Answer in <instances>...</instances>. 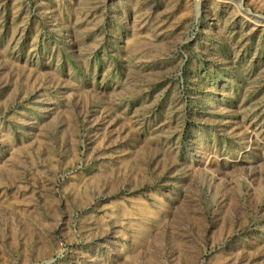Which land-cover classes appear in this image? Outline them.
Instances as JSON below:
<instances>
[{
    "label": "rangeland",
    "instance_id": "obj_1",
    "mask_svg": "<svg viewBox=\"0 0 264 264\" xmlns=\"http://www.w3.org/2000/svg\"><path fill=\"white\" fill-rule=\"evenodd\" d=\"M0 264H264V0H0Z\"/></svg>",
    "mask_w": 264,
    "mask_h": 264
},
{
    "label": "bare ground",
    "instance_id": "obj_2",
    "mask_svg": "<svg viewBox=\"0 0 264 264\" xmlns=\"http://www.w3.org/2000/svg\"><path fill=\"white\" fill-rule=\"evenodd\" d=\"M256 19H258V20H259V19H261V18H260V17H259V18H258V17H256Z\"/></svg>",
    "mask_w": 264,
    "mask_h": 264
}]
</instances>
